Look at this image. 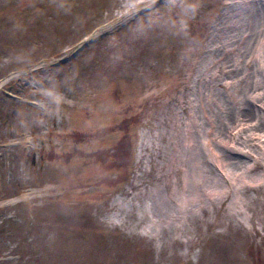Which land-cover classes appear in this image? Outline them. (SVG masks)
I'll list each match as a JSON object with an SVG mask.
<instances>
[{"label": "rangeland", "instance_id": "1", "mask_svg": "<svg viewBox=\"0 0 264 264\" xmlns=\"http://www.w3.org/2000/svg\"><path fill=\"white\" fill-rule=\"evenodd\" d=\"M240 1L0 0V264H264V206L242 224L200 203L174 246L138 219L149 190L181 187L162 147Z\"/></svg>", "mask_w": 264, "mask_h": 264}, {"label": "bare ground", "instance_id": "2", "mask_svg": "<svg viewBox=\"0 0 264 264\" xmlns=\"http://www.w3.org/2000/svg\"><path fill=\"white\" fill-rule=\"evenodd\" d=\"M238 3L229 4L212 28L204 65L189 92V111L181 108L175 113L172 141L162 147L160 166H168L171 178L179 174L181 187L173 185L163 195L165 180L161 187L149 190L147 203L138 212L139 220L147 216L151 220L145 233L169 232L165 235L171 246L180 243L179 224L200 203L213 208L217 203L227 212L224 218L242 224L253 218L251 204L264 206V12L260 14L258 7L264 6V0ZM141 145L145 148L144 141ZM258 167L263 174L254 176L252 170ZM51 187L41 191H52ZM249 189L257 192L252 200L247 199ZM122 199L117 195L112 202L116 214L111 218L117 224L123 219L122 210L133 207L131 200Z\"/></svg>", "mask_w": 264, "mask_h": 264}]
</instances>
